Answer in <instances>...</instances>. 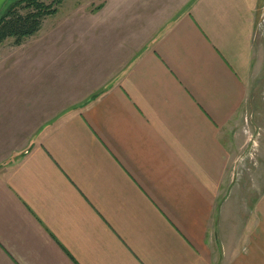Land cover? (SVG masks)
Instances as JSON below:
<instances>
[{"label": "crops", "instance_id": "crops-1", "mask_svg": "<svg viewBox=\"0 0 264 264\" xmlns=\"http://www.w3.org/2000/svg\"><path fill=\"white\" fill-rule=\"evenodd\" d=\"M165 19L67 115L1 139L0 264H264V165L248 189L231 178L264 0Z\"/></svg>", "mask_w": 264, "mask_h": 264}, {"label": "rangeland", "instance_id": "rangeland-1", "mask_svg": "<svg viewBox=\"0 0 264 264\" xmlns=\"http://www.w3.org/2000/svg\"><path fill=\"white\" fill-rule=\"evenodd\" d=\"M184 1L64 0L21 44L1 42L0 141L6 138L16 151L42 125L67 115ZM263 87L257 83L236 132L241 162L232 170V185L245 189L259 162L264 165Z\"/></svg>", "mask_w": 264, "mask_h": 264}, {"label": "trees", "instance_id": "trees-1", "mask_svg": "<svg viewBox=\"0 0 264 264\" xmlns=\"http://www.w3.org/2000/svg\"><path fill=\"white\" fill-rule=\"evenodd\" d=\"M49 1V2H48ZM64 0H8L0 12V43L13 38L15 45L37 32L42 20L57 12Z\"/></svg>", "mask_w": 264, "mask_h": 264}, {"label": "water", "instance_id": "water-1", "mask_svg": "<svg viewBox=\"0 0 264 264\" xmlns=\"http://www.w3.org/2000/svg\"><path fill=\"white\" fill-rule=\"evenodd\" d=\"M7 1L8 0H0V12Z\"/></svg>", "mask_w": 264, "mask_h": 264}]
</instances>
